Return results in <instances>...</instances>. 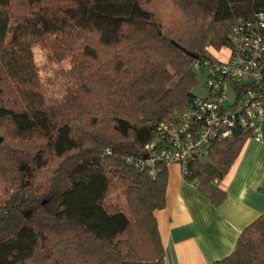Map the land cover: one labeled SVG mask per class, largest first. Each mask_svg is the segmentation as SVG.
Wrapping results in <instances>:
<instances>
[{
    "label": "trees",
    "instance_id": "16d2710c",
    "mask_svg": "<svg viewBox=\"0 0 264 264\" xmlns=\"http://www.w3.org/2000/svg\"><path fill=\"white\" fill-rule=\"evenodd\" d=\"M147 1L0 0V129L13 139L0 141V176L14 181L0 199V264H171L155 217L167 166L155 162L152 177L144 146L199 97L195 64L229 49L235 27L264 13V0H173L185 15L170 24ZM51 34L79 63L76 78L100 66L96 48L111 50L93 77L102 99L87 120L50 101L40 83L32 48ZM248 134L236 126L188 163L186 177H197L213 204L225 198L221 181ZM55 158V172L38 187L37 172ZM120 186L123 200H108ZM211 264H264V213Z\"/></svg>",
    "mask_w": 264,
    "mask_h": 264
},
{
    "label": "built area",
    "instance_id": "2783aa9c",
    "mask_svg": "<svg viewBox=\"0 0 264 264\" xmlns=\"http://www.w3.org/2000/svg\"><path fill=\"white\" fill-rule=\"evenodd\" d=\"M225 58L207 60L208 94L195 97L191 105L173 119L161 122L156 136L145 144L144 152L155 176L153 164L180 165L184 180L198 188L197 177L187 178V165L206 154L209 142L232 134L234 127L246 128L248 137L261 139L264 124V13L235 27ZM196 63L195 66H198ZM200 65V64H199ZM233 95L228 96V89Z\"/></svg>",
    "mask_w": 264,
    "mask_h": 264
},
{
    "label": "crops",
    "instance_id": "0c3cea01",
    "mask_svg": "<svg viewBox=\"0 0 264 264\" xmlns=\"http://www.w3.org/2000/svg\"><path fill=\"white\" fill-rule=\"evenodd\" d=\"M250 137L221 181L225 198L213 204L187 183L180 165L167 166L164 206L155 211L171 264H211L234 249L239 233L264 213V124Z\"/></svg>",
    "mask_w": 264,
    "mask_h": 264
},
{
    "label": "rangeland",
    "instance_id": "374dc122",
    "mask_svg": "<svg viewBox=\"0 0 264 264\" xmlns=\"http://www.w3.org/2000/svg\"><path fill=\"white\" fill-rule=\"evenodd\" d=\"M146 5L156 14L163 24L179 22V20H183L185 15V11L173 0H148ZM65 43L66 42L60 39L59 36L51 34L45 36L41 42L34 44L32 50L40 77V83L44 86L45 94L50 101L58 104H71L74 113L78 110L87 120L90 117V111H87V109L90 108L93 103H97L99 99H102V84L98 86L97 84L100 83V81L93 77L100 71L99 67L102 66V60L106 58V55H109L111 50L108 51V53L107 50L102 51L100 47L96 48L99 51L98 61L101 62L100 66L96 67L95 64L92 71L83 72L85 77L76 78L78 74L76 75L74 73L79 69V63H77V61H75L76 59L69 53L70 50L67 49ZM226 50L228 49L221 48L215 50L214 53L218 58L223 59L227 55ZM193 72L195 83L192 87V92L196 96L205 97L209 91L205 86L207 75L206 67L200 64L193 67ZM90 89L95 90L94 94L88 95L86 93V95L85 91ZM227 93L229 97L233 95L230 88ZM0 136L3 137V143L10 144L13 141L9 130L0 129ZM59 161L60 159H52L44 168L37 172L35 184L38 187L40 185L42 187L46 185L47 180L55 172V167ZM12 176H0V199L9 198L13 193L14 181L11 180ZM121 191L122 186H120L118 190L112 191L108 200L111 202L115 199L119 202L123 200ZM117 194L120 196L119 199L118 197L116 198ZM25 215L28 216L27 210H25ZM71 264L79 263L73 262Z\"/></svg>",
    "mask_w": 264,
    "mask_h": 264
},
{
    "label": "water",
    "instance_id": "95a60500",
    "mask_svg": "<svg viewBox=\"0 0 264 264\" xmlns=\"http://www.w3.org/2000/svg\"><path fill=\"white\" fill-rule=\"evenodd\" d=\"M2 140V137H0V141Z\"/></svg>",
    "mask_w": 264,
    "mask_h": 264
}]
</instances>
